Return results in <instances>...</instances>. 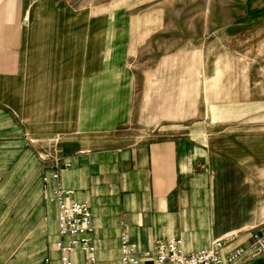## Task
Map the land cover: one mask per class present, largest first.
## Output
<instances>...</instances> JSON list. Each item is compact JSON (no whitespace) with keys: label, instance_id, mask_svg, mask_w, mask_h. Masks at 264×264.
<instances>
[{"label":"crops","instance_id":"1","mask_svg":"<svg viewBox=\"0 0 264 264\" xmlns=\"http://www.w3.org/2000/svg\"><path fill=\"white\" fill-rule=\"evenodd\" d=\"M122 11L118 0H0V264H60L56 204L46 225L42 207L54 159L70 164L59 170L68 199L92 213L95 262L75 250L72 264H121L122 233L140 250L179 237L196 252L235 235L223 251L246 249L261 223L217 169L264 170V129H221L208 112L187 124L172 110L170 51L153 56L146 96L134 98L151 128L117 135L138 87Z\"/></svg>","mask_w":264,"mask_h":264},{"label":"rangeland","instance_id":"2","mask_svg":"<svg viewBox=\"0 0 264 264\" xmlns=\"http://www.w3.org/2000/svg\"><path fill=\"white\" fill-rule=\"evenodd\" d=\"M118 1L123 3L124 33L128 37L125 48L135 46L129 61L138 72V87L132 96L127 91L128 98L133 97L132 115L128 106L116 131L118 136L134 141L151 128L143 105L134 106V98L141 93L146 96L154 76L148 66L163 50L172 54V110L179 112L182 107V114L191 117L187 124L197 123L208 112L209 117L219 116L221 129H264V0ZM180 86L186 89L180 90ZM184 97L185 101L181 99ZM234 119L236 122H229ZM172 128L180 127L172 124ZM217 171L219 182H236L238 186L226 188L237 189L240 199H254L252 215L258 218L253 221L261 222L246 234L250 245L239 264H264V170L223 166ZM50 199L46 195L42 201L47 220L44 225L51 222L47 212ZM232 237L237 238L230 236L228 242Z\"/></svg>","mask_w":264,"mask_h":264},{"label":"built area","instance_id":"3","mask_svg":"<svg viewBox=\"0 0 264 264\" xmlns=\"http://www.w3.org/2000/svg\"><path fill=\"white\" fill-rule=\"evenodd\" d=\"M69 163H60L53 160L54 170L45 175L46 185L53 179L55 185L50 195L57 208L56 223L58 240L55 243L60 253V264H72L69 254L75 250L88 253V260L95 262L91 234L93 232L92 213L86 202L69 200L72 190L63 187L59 181V170L67 169ZM255 238L257 236L255 235ZM228 238H217L212 244L196 252H187L183 249V241L179 237H168L155 242L152 248L138 249L126 233L120 235L121 264H239L245 257V249H234L225 253L223 250ZM261 244V239H258Z\"/></svg>","mask_w":264,"mask_h":264}]
</instances>
